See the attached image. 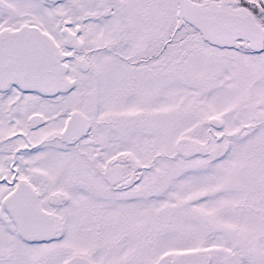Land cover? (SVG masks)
<instances>
[{
  "label": "snow or ice",
  "instance_id": "snow-or-ice-1",
  "mask_svg": "<svg viewBox=\"0 0 264 264\" xmlns=\"http://www.w3.org/2000/svg\"><path fill=\"white\" fill-rule=\"evenodd\" d=\"M0 264H264V0H0Z\"/></svg>",
  "mask_w": 264,
  "mask_h": 264
}]
</instances>
